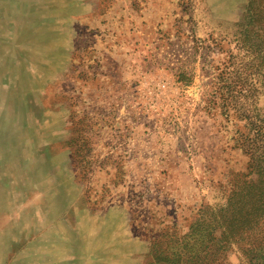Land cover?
I'll use <instances>...</instances> for the list:
<instances>
[{
	"label": "rangeland",
	"instance_id": "obj_1",
	"mask_svg": "<svg viewBox=\"0 0 264 264\" xmlns=\"http://www.w3.org/2000/svg\"><path fill=\"white\" fill-rule=\"evenodd\" d=\"M239 176L264 0H0V264L251 263L186 238Z\"/></svg>",
	"mask_w": 264,
	"mask_h": 264
},
{
	"label": "trees",
	"instance_id": "obj_2",
	"mask_svg": "<svg viewBox=\"0 0 264 264\" xmlns=\"http://www.w3.org/2000/svg\"><path fill=\"white\" fill-rule=\"evenodd\" d=\"M236 187L217 218L207 225L196 219L188 228L190 245L201 246V263H209L214 251L235 247L250 260L246 264H264V181L239 176Z\"/></svg>",
	"mask_w": 264,
	"mask_h": 264
}]
</instances>
